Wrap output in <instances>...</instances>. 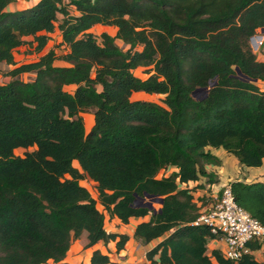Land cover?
I'll list each match as a JSON object with an SVG mask.
<instances>
[{
	"label": "trees",
	"instance_id": "obj_1",
	"mask_svg": "<svg viewBox=\"0 0 264 264\" xmlns=\"http://www.w3.org/2000/svg\"><path fill=\"white\" fill-rule=\"evenodd\" d=\"M13 1L0 0V63L12 66L0 83V264H67L70 242L82 232L84 247L112 241L120 250L128 237L106 232L104 214L124 224L147 216L132 232L142 243L159 238L146 264H264V245L261 260L207 253L215 235L193 224L196 185L186 186L199 177L217 181L205 169L220 162L210 148L245 167L264 158V89L256 84L264 85V62L248 45L264 24V0H69L75 14L61 0L6 10ZM57 14L63 53L16 64L23 38L40 51ZM94 25L114 27V37L102 32L98 41ZM137 67L147 68L145 78L133 74ZM23 73L32 78L18 79ZM207 86L204 97L192 95ZM134 92L163 97L130 99ZM89 109L85 131L81 113ZM84 178L96 197L80 184ZM228 186L264 226V182ZM146 196L161 198L156 209L136 204ZM106 263L107 254L92 250L89 264Z\"/></svg>",
	"mask_w": 264,
	"mask_h": 264
},
{
	"label": "crops",
	"instance_id": "obj_2",
	"mask_svg": "<svg viewBox=\"0 0 264 264\" xmlns=\"http://www.w3.org/2000/svg\"><path fill=\"white\" fill-rule=\"evenodd\" d=\"M256 60L263 61V59ZM53 64L66 65V63L59 60H54ZM256 84L261 88H263L264 86L259 81H257ZM66 87H71V89L73 88L71 85H68ZM88 122L89 121H87V130L91 126L92 120L90 121V124ZM209 151L211 154L216 156L220 162L219 165H206L205 169L209 172H212L215 175L217 181L214 183H208L205 182L204 177H199L196 181H189L186 184L188 188L196 185V187L191 190L190 193L192 195V201L195 203V206L197 207L199 212L204 211L210 206L213 198L218 194V189L221 185L225 183L228 184L232 180H241L240 178H237L239 174H243L246 172V174L255 177L251 180L244 179L241 181L249 182L257 180L264 182V158L262 159L261 165L258 167H245L240 165L232 155L226 153L220 148H210ZM161 172L162 171H160V173ZM145 220H147V216L130 217L128 218L127 223L124 224L121 223L118 219L114 217L109 218L106 214H104L103 228L106 232L122 233L127 235L128 238L123 247L120 250H115L114 242L112 241H109L106 244L97 242L92 246L84 247L86 239L85 233L82 232V234L78 238L71 240L62 261L66 262L67 264H89V258L92 250L97 249L100 253L107 254L109 262L112 264H146L147 261L145 259V252L152 246H154L159 238L151 240L147 243H142L139 240L133 238L132 232L135 224ZM221 248L222 243L216 239H209L206 242L207 253H209V251H211L212 249H217L220 251ZM262 251L263 246L256 250H253L251 254L256 260H261ZM48 261L51 262V260ZM212 264L217 263L212 260Z\"/></svg>",
	"mask_w": 264,
	"mask_h": 264
},
{
	"label": "built area",
	"instance_id": "obj_3",
	"mask_svg": "<svg viewBox=\"0 0 264 264\" xmlns=\"http://www.w3.org/2000/svg\"><path fill=\"white\" fill-rule=\"evenodd\" d=\"M248 45L255 59L264 62V24L254 29ZM193 224H205L222 243L221 255L233 261L252 252L249 243L256 242L259 248L264 245V226L234 202L227 183L220 186L210 206L199 212Z\"/></svg>",
	"mask_w": 264,
	"mask_h": 264
},
{
	"label": "rangeland",
	"instance_id": "obj_4",
	"mask_svg": "<svg viewBox=\"0 0 264 264\" xmlns=\"http://www.w3.org/2000/svg\"><path fill=\"white\" fill-rule=\"evenodd\" d=\"M35 1L36 0H14L12 3L6 6L5 9L12 10V9H17V8H22L26 5H30L34 3ZM68 2L69 0H61L62 5L66 7L68 13L75 14L73 7L69 5ZM60 19H61V15L57 14V19H56V22L54 23V29L51 33H49V40L46 42V44L43 46V48L40 51L38 52L34 51L35 44L34 42H31V37L23 38V43L17 46L13 51V59L15 63L20 64V63H27V62L33 61L40 55H43L48 50H53V52L55 53L57 57L61 55L63 53V48L62 46H59L60 36H59V31L56 27ZM89 31H91L97 37L98 41H99V34L102 32L108 34L111 37H114L115 35V28L112 26L94 25L89 29ZM114 43L122 49L125 48V46L117 39H114ZM11 68L12 67L10 65H5L3 63H0V83L6 82L10 79V77L6 74V72ZM146 69L147 68L145 67H137L133 70V74L143 79L147 76L145 72ZM32 75H33L32 73H23V74L17 75V78L20 80H30L32 78ZM65 89L71 90V87H65ZM196 95L198 98L202 96L200 92L196 93ZM162 97L163 95L161 94H146V93L134 92L131 94L130 99H143V100H149V101L160 103V100L162 99ZM81 117L83 119L84 129L87 130L88 128L87 121H89L88 123L90 124L91 123L90 121L92 120L91 110L89 109V110L82 112ZM22 151L23 150L21 149H15L13 153L16 155H20L22 154ZM72 164L76 166L75 162H73ZM166 173L167 171H164L161 174H166ZM237 178H240L241 180H244V179L251 180V179H254L255 177L250 176L246 174L245 172L243 174H239ZM80 184L88 190V192L90 193L92 197H96L95 189L92 186V182L90 180H88L87 178H84L83 180L80 181ZM146 201H148L147 198L144 201L136 200V204H141L142 202L144 203ZM151 207H154L156 209L157 202H151ZM44 264H51V262L46 261Z\"/></svg>",
	"mask_w": 264,
	"mask_h": 264
},
{
	"label": "water",
	"instance_id": "obj_5",
	"mask_svg": "<svg viewBox=\"0 0 264 264\" xmlns=\"http://www.w3.org/2000/svg\"><path fill=\"white\" fill-rule=\"evenodd\" d=\"M235 73H236V76H240V77H242V78H245V77L239 72V70H238L237 67H235ZM214 82H215V81H213V82H209V83H208V86H211L212 84H214ZM208 86H207V87L196 88V89L192 92V95H193L194 97L198 98L197 95H196V93H199V92H200V93L202 94V96L199 97L198 99L204 97V96L206 95V92H207ZM146 198H147L148 201H146V202H144V203H141L140 205L145 206V207H147V208H151V202H157V203H160V202H161V198H158V197L146 196Z\"/></svg>",
	"mask_w": 264,
	"mask_h": 264
}]
</instances>
